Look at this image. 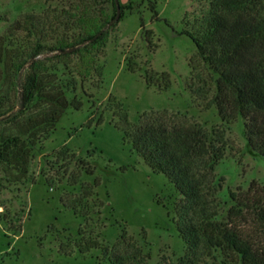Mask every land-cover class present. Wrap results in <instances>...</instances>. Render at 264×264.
Segmentation results:
<instances>
[{
	"label": "trees",
	"instance_id": "16d2710c",
	"mask_svg": "<svg viewBox=\"0 0 264 264\" xmlns=\"http://www.w3.org/2000/svg\"><path fill=\"white\" fill-rule=\"evenodd\" d=\"M110 1L113 13L109 16L101 10L103 0H78L67 9L47 8L38 15L24 14L7 27L5 40L13 38L16 31L24 33V47L19 54L16 51L9 55L7 61L9 72L14 74L19 109L32 113L19 134L0 139V166L8 167L16 182L26 174L35 146L31 136L35 131L46 135L66 108L81 107L79 100H68L67 93H73L76 85L81 87L95 73V56L108 39L106 28L113 26L124 10H133L131 1L122 5ZM207 4V10L196 17L189 19L184 14L179 33L194 45V53L187 61L186 89L197 106L215 108L220 124L207 130L185 113L166 109L142 112L132 123L112 95L107 98L104 112L111 114L110 122L121 131L122 142L129 150L151 172L163 174L178 193L173 207L174 224L186 250L177 264H194L213 253L222 257L221 264H264V186L252 180L246 190L237 187L231 191L226 220L217 223L218 184L214 172L227 147L224 126L238 116L249 148L264 157V0H208ZM116 5L119 13L115 18ZM94 7L98 10L96 16L91 15ZM147 7L151 19L158 20L155 2L148 1ZM57 26L63 29L55 35L52 31ZM139 27L148 50L154 51L152 30L145 28L141 19ZM72 55H76L73 65L69 59ZM125 67L130 72L142 70L147 87L160 91L170 85L167 72L143 70L133 55L125 57ZM58 68L74 73L78 80L71 75L60 83ZM96 74L101 75L99 71ZM101 120L98 118L97 124ZM66 152V148L59 149L56 158L66 160ZM70 157L73 161L74 155ZM89 164L77 159L78 168L66 176L69 186H78L79 195L66 193L60 198L62 206L83 221L89 215L87 201L92 206H102L100 200H95L93 190L99 179L78 182L81 174L93 175ZM8 220L3 218L1 222L8 225ZM6 229L12 234L19 231L10 226ZM77 235L76 240L58 244L57 250L69 255L74 250L87 254L98 249L105 264H148L147 256L124 229L109 247L86 234L85 229H79Z\"/></svg>",
	"mask_w": 264,
	"mask_h": 264
},
{
	"label": "rangeland",
	"instance_id": "374dc122",
	"mask_svg": "<svg viewBox=\"0 0 264 264\" xmlns=\"http://www.w3.org/2000/svg\"><path fill=\"white\" fill-rule=\"evenodd\" d=\"M128 1L133 2L132 12L124 10L121 18L106 28L107 42L95 56V69L101 75L97 76L95 71L81 87L76 85L75 91L66 95L68 100H79L81 107L66 108L46 135L35 131L31 136L35 146L23 179L16 182L8 167L0 166V264H105L98 249L87 254L74 250L69 255L57 250L58 244L76 240L79 229H85L86 234L108 247L124 229L147 256L148 264H177L186 250L174 224L173 207L178 193L163 174L151 172L122 142L121 131L110 122L112 116L104 112V107L108 96L112 95L132 123L142 112L166 109L185 113L207 130L220 124L215 108L205 110L197 106L186 89L187 61L194 53V45L179 33L184 14L190 19L205 12L208 0H117V4ZM148 1L155 2L158 20L151 19ZM76 2L78 0H0V139L19 134L30 114L29 110L23 113L19 109L14 74L9 72L7 61L9 55L16 51L19 54L24 47V33L16 31L13 38L5 40L7 27L24 14L38 15L47 8L67 9ZM100 6L107 16L112 15L110 0H103ZM97 12L96 7L91 8L92 16ZM140 19L145 28L153 32L156 48L152 52L141 33ZM62 29L57 26L52 33L56 35ZM130 55L143 70L167 72L169 87L160 91L147 87L142 70L126 69L125 57ZM69 59L73 65L76 55ZM61 71L58 68L56 72L60 83L71 75L78 80L74 73ZM11 115L12 119L8 117ZM98 118L102 119L99 124ZM224 129L227 147L214 167L215 184H218L217 223L226 220L231 191L237 187L246 190L252 180L264 186V157L249 148L243 135L242 119L238 116ZM61 148L67 149L66 160L56 158ZM70 154L74 155L73 161ZM77 159L89 162L94 171L90 176L81 174L78 182L91 183L94 178L99 179V185L93 190L95 200L102 202L99 208L87 201L90 209L84 221L60 202L63 194L79 195L78 186L71 187L66 182V176L78 168ZM122 167L125 170L121 171ZM3 218L9 219L8 225L1 222ZM7 226L19 231L12 234ZM222 261L220 255L213 253L200 257L194 264H221Z\"/></svg>",
	"mask_w": 264,
	"mask_h": 264
},
{
	"label": "water",
	"instance_id": "95a60500",
	"mask_svg": "<svg viewBox=\"0 0 264 264\" xmlns=\"http://www.w3.org/2000/svg\"><path fill=\"white\" fill-rule=\"evenodd\" d=\"M115 4H117V0H114ZM118 13H119V9L116 5V14H115V18L118 16Z\"/></svg>",
	"mask_w": 264,
	"mask_h": 264
}]
</instances>
